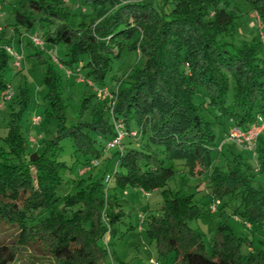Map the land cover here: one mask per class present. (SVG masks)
Returning <instances> with one entry per match:
<instances>
[{
    "label": "trees",
    "instance_id": "1",
    "mask_svg": "<svg viewBox=\"0 0 264 264\" xmlns=\"http://www.w3.org/2000/svg\"><path fill=\"white\" fill-rule=\"evenodd\" d=\"M250 10L262 26L244 34ZM11 14L12 36L37 31L63 56L54 65L33 45L45 63L51 112L43 118L56 122L38 151L22 126L24 91L3 99L12 60L5 47L14 44L0 35V264L28 247L56 264H106L103 236L125 222L118 194L128 187L159 196L144 206V230L159 252H174L171 264H264V185L248 175L264 176L261 133L255 167L234 143L232 158L216 163L234 126L264 118V0H19ZM81 79L108 87L114 101L99 100ZM115 121L123 134L109 146ZM196 163L209 170L217 209L236 199L256 227L246 248L218 222L208 251L190 226L203 213L185 190Z\"/></svg>",
    "mask_w": 264,
    "mask_h": 264
},
{
    "label": "rangeland",
    "instance_id": "2",
    "mask_svg": "<svg viewBox=\"0 0 264 264\" xmlns=\"http://www.w3.org/2000/svg\"><path fill=\"white\" fill-rule=\"evenodd\" d=\"M18 1L19 0H0V12L2 14L1 26L4 28V33H7L8 35V37L4 38V41L8 39L10 42L9 44H11L15 40L14 48H16V50L22 55L20 66L18 67L14 66L12 60L8 61V69L4 73V79L10 84L14 97L20 94L21 90L24 91L26 107L23 111H20L22 126L29 133L28 143H33L34 147L40 151L42 147L40 137H48L50 133L53 132L56 122L50 121L48 123L44 121L43 118L45 113L51 112V108L45 98V86L43 83L45 63H40V57L35 54L33 45L38 47L43 59L54 65L57 63L56 56H63V46H47L42 42L41 44L36 43L33 39H31L30 35L32 36L36 34L39 37L40 34L37 31L12 36L13 33L11 32L10 24L13 22V15L11 14V9L13 5L18 3ZM261 26L262 24L257 14L250 10L246 15L244 22L240 23V31L244 34H248V32L252 31L254 28H261ZM1 33L2 30L0 31V34ZM19 37L20 41H18ZM26 38H29L32 45L26 44ZM20 43H22V48L19 46ZM2 44L3 43H0V45ZM81 80L86 81L84 79ZM86 83L88 86H86L87 88L85 90L87 91L90 88L92 91V81L87 80ZM115 96L116 94H111V96L107 97L105 100L113 102ZM15 108V111L18 112L21 107L15 105ZM70 110L71 109H69V113H71ZM6 112L7 111H3L0 114V136L5 133L4 125L6 121ZM34 119L37 123H35ZM117 122L118 121H116V123ZM114 127H116V124ZM118 132L121 133L122 136L123 131ZM218 136L220 135L218 134ZM225 136L227 137L228 135ZM261 137L264 140V131L261 132ZM68 142L69 141L66 140L63 141L62 144L67 146ZM229 143L233 142L227 140L220 142L217 147V152H219L220 155H218L217 158L215 157L217 152L212 155L217 159V164L220 163V156H225L229 159L232 158ZM240 143L241 145H244L243 141H240ZM257 143L258 139H256L255 148L251 150L234 143V148L241 151L247 157L249 164L253 167L256 166L255 150L257 148ZM2 146H4V142L0 143V147ZM27 147L30 148L29 146ZM101 166L102 165H98V167ZM192 169L194 177L188 181L187 186H185V190L189 193H193V200L197 203L198 207L203 209V213L200 216L193 218L190 221V226L200 231L208 251H210L209 239L215 224L218 222H225L228 226H230L235 235L243 239V247L246 248L249 241L254 239L252 237V232L256 227L250 222H245L242 219L241 214L237 211L238 200L232 199L228 201L227 205L221 210H218L217 207L219 199L216 198L213 200V196L209 192L210 188L206 187V177L209 174V170L199 163L194 164ZM97 171L98 169H93L91 171L92 174H90L91 177H94L97 174ZM248 175L252 178V184L254 186L257 185V181L263 183L264 185V176H260L257 170H249ZM177 176L178 174H176L175 178ZM118 195L122 198V200L125 199L123 207L126 212L124 217L125 222L120 225L119 231L116 235L109 236V231H106L103 236L106 248V264H151V259L155 260L157 264H171L174 252H159L154 244V241L148 238L147 233L144 230L145 225L143 218L146 214H148L147 209L144 206L150 203L156 204L159 196L151 192L145 193L142 190L129 187L123 189V192H120ZM100 223L109 228L108 224L103 221V217H100ZM256 232V237L257 234L263 233L260 229ZM109 252L112 253V257ZM8 264L56 263L51 257L43 255L39 252H34L30 247H28L17 253Z\"/></svg>",
    "mask_w": 264,
    "mask_h": 264
},
{
    "label": "built area",
    "instance_id": "3",
    "mask_svg": "<svg viewBox=\"0 0 264 264\" xmlns=\"http://www.w3.org/2000/svg\"><path fill=\"white\" fill-rule=\"evenodd\" d=\"M1 12H0V31L2 30L1 26ZM31 39H33L36 43L41 44V39L36 35H30ZM7 52L11 55V58L13 60V64L15 67H18L20 65V60H21V53L18 52L16 49H14L11 46H6L5 47ZM91 87L93 91L96 92L97 98L99 100H105L107 97L111 96L110 89L106 86H94L91 84ZM13 92L10 87V85L7 87V89L3 92V99L4 100H9L12 96ZM35 123L37 121L34 119ZM116 124V130L121 131V123L115 121ZM264 131V118L262 116H257L256 120L254 123L249 126L248 128L242 129L239 126H234L231 131L228 133V136L226 138L227 141H231L233 143H236L240 146H243L246 149H254L256 145V139L257 136ZM121 133L118 132V135L116 136L115 139L112 140V142L109 144V146H113L114 144L118 143V139H120ZM240 141H243L244 145H241ZM109 177H106V180H108ZM151 264H157L155 260L151 259Z\"/></svg>",
    "mask_w": 264,
    "mask_h": 264
},
{
    "label": "crops",
    "instance_id": "4",
    "mask_svg": "<svg viewBox=\"0 0 264 264\" xmlns=\"http://www.w3.org/2000/svg\"><path fill=\"white\" fill-rule=\"evenodd\" d=\"M1 20H2V16H1ZM2 37H8L7 33H4V28L2 27V33L0 34ZM4 41V39H3ZM15 41V40H14ZM13 41L14 47H15V43ZM19 46H21L22 48V43L19 44ZM16 49V48H15Z\"/></svg>",
    "mask_w": 264,
    "mask_h": 264
}]
</instances>
